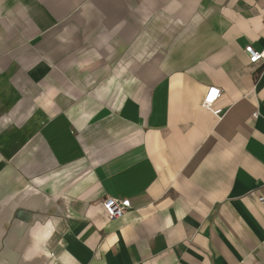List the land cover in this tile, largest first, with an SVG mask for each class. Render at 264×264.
<instances>
[{
	"label": "crops",
	"instance_id": "1",
	"mask_svg": "<svg viewBox=\"0 0 264 264\" xmlns=\"http://www.w3.org/2000/svg\"><path fill=\"white\" fill-rule=\"evenodd\" d=\"M248 45L264 0H0V264H264Z\"/></svg>",
	"mask_w": 264,
	"mask_h": 264
},
{
	"label": "built area",
	"instance_id": "2",
	"mask_svg": "<svg viewBox=\"0 0 264 264\" xmlns=\"http://www.w3.org/2000/svg\"><path fill=\"white\" fill-rule=\"evenodd\" d=\"M249 61L252 64L264 63V48L257 50L253 45H248L245 48ZM222 89L217 86H210L204 96L202 106L212 111L217 116L223 115L222 109H215L214 104L220 98ZM102 206L110 220L122 217L126 211L131 207V201L129 199H119L108 196L103 202Z\"/></svg>",
	"mask_w": 264,
	"mask_h": 264
}]
</instances>
